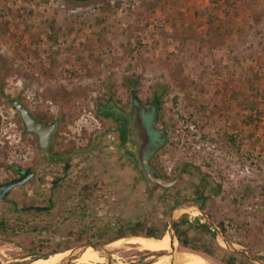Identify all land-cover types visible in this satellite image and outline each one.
Instances as JSON below:
<instances>
[{"label":"rangeland","instance_id":"obj_1","mask_svg":"<svg viewBox=\"0 0 264 264\" xmlns=\"http://www.w3.org/2000/svg\"><path fill=\"white\" fill-rule=\"evenodd\" d=\"M13 101L55 122L49 153ZM15 167L34 177L0 199L5 264H62L68 252L36 258L84 243L117 264L160 254L153 264L170 253L165 234L174 253L251 264L209 234L197 251L166 228L130 234L160 233L186 201L264 256V0H0V185ZM150 170L175 182L149 184ZM103 261L87 248L70 264Z\"/></svg>","mask_w":264,"mask_h":264},{"label":"water","instance_id":"obj_2","mask_svg":"<svg viewBox=\"0 0 264 264\" xmlns=\"http://www.w3.org/2000/svg\"><path fill=\"white\" fill-rule=\"evenodd\" d=\"M12 105H15L17 107V110L19 111L21 118L25 124V127L28 131L36 134L38 136L39 145L42 149L48 150V145L50 143L51 139V133L55 128V125H46L43 122H40L38 119H36L30 111L24 107L22 104H19L18 101L12 102ZM154 107V106H153ZM34 173H30L23 179H16L10 182H7L0 186V199L5 198L10 190L18 185L25 184L28 179L33 175ZM157 182L162 187H168L171 186L175 181L167 182L165 180L159 179ZM43 209V208H38ZM193 210L202 215L206 218L207 222L209 223L213 233V237L217 244L227 250L230 253L240 255L244 257L247 261H249L251 264H264V256H260L257 253L247 249L246 247L242 246L241 244L235 243L228 239V237L225 235V233L222 231L221 227L214 222L209 215L205 212L203 206L201 203L198 202H189L186 201L184 203H180L174 208H172L167 216L165 228L166 233L169 234L171 240L175 243V249H177L179 242L178 238L175 234L174 228H173V221L176 218L180 212ZM87 248H92L93 250L97 251L100 255L104 256V261L102 263L98 264H117L112 261L111 259V252L106 248V244H99V243H84L78 246H74L69 249H59V250H51L48 251L41 256L37 257L42 259H47L52 255L58 254V253H64L68 252V255L61 261L62 264H70V260L73 258H76L80 253H82ZM165 254V253H161ZM160 256V254L153 255L149 258H145L139 262H136L135 264H151L150 260H155L156 257ZM0 264H5L2 259L0 258Z\"/></svg>","mask_w":264,"mask_h":264},{"label":"trees","instance_id":"obj_3","mask_svg":"<svg viewBox=\"0 0 264 264\" xmlns=\"http://www.w3.org/2000/svg\"><path fill=\"white\" fill-rule=\"evenodd\" d=\"M70 1L84 3V2H88L90 0H70ZM132 93H133L132 98H133L134 102H136V101L138 102V99L136 97V93L135 92H132ZM13 102H16V101H13ZM19 104H21V103L19 102ZM151 104L154 105V111L157 114V112L159 111V108H158L159 102H158V97L156 94H154ZM12 106L14 107V109L17 110V107L15 105H12ZM51 124L56 125L55 122H51ZM49 146H50V143L48 145V150H49ZM42 150L44 152L49 153L48 150L47 151L44 149H42ZM30 209H32L36 213L39 212V210H44V209H38L35 207H30ZM21 210L26 211V210H28V208H21ZM136 226H137V223L134 224V226L132 228H135ZM164 228L165 227H163V230H161L160 233H157V232L153 233V230L149 228V229H147V231H145L144 233H141V234L136 233L137 232L136 229H132L130 234L132 236L153 237V238L158 239L164 234ZM173 228H174L175 234L178 238L179 245L182 248L197 251L196 245L210 244V246H212V244L210 243L211 240L210 239L208 240L206 235L209 234L212 237L214 232L211 231L210 227L205 223L204 224H198V226L193 228L192 225L187 223V221H185V219L182 217L178 220L176 219L173 221ZM191 228H193L192 229L193 233H189V229L191 230ZM7 229L8 228L6 225V221L5 220L3 221L0 218V231L4 232ZM12 231L17 232V228L16 227H15V229L12 228ZM122 237H125V233H124V231H121V229H119L118 232L116 233V235H114V237H112L109 242H111L115 239L122 238ZM33 255H34L33 253H29V256H33ZM36 255L37 254H35V256ZM231 256H232L231 254L225 252V256H221L219 260L221 262H223L224 264H233V259H231L232 258Z\"/></svg>","mask_w":264,"mask_h":264},{"label":"bare ground","instance_id":"obj_4","mask_svg":"<svg viewBox=\"0 0 264 264\" xmlns=\"http://www.w3.org/2000/svg\"><path fill=\"white\" fill-rule=\"evenodd\" d=\"M165 238L168 242V247L165 249H170V253L166 255L164 258H159L153 264H206L201 258L195 255L182 253V252L174 253L173 249H171L170 247V239L166 234H165Z\"/></svg>","mask_w":264,"mask_h":264},{"label":"flooded vegetation","instance_id":"obj_5","mask_svg":"<svg viewBox=\"0 0 264 264\" xmlns=\"http://www.w3.org/2000/svg\"><path fill=\"white\" fill-rule=\"evenodd\" d=\"M128 119V118H127ZM129 120V119H128ZM129 122L132 124V122H131V120H129ZM49 125V124H48ZM51 125V124H50ZM129 127L130 126H128V130H129ZM26 131H28L27 129H26ZM28 132H30V131H28ZM36 135V134H35ZM38 137V136H37ZM38 143H39V140H38ZM15 171H16V173H15V176H13L11 179H9V180H7V181H5L4 183H2L1 185H3V184H5V183H7V182H10V181H13V180H16V179H23L24 177H26L27 175H29L30 173H34L31 169H27V168H17V167H15ZM146 176H147V178H148V182H149V184H159L158 182H157V180H159V179H162L159 175H158V173H156V172H154V171H149L147 174H146ZM34 177V174L28 179V181L27 182H29L32 178ZM163 180V179H162ZM165 181H167V180H165ZM26 182V183H27ZM167 182H169V181H167ZM0 185V186H1ZM160 185V184H159ZM161 186V185H160ZM36 208V207H35Z\"/></svg>","mask_w":264,"mask_h":264}]
</instances>
